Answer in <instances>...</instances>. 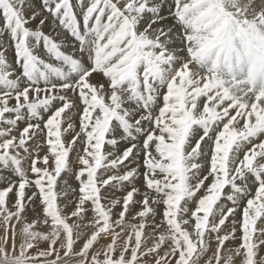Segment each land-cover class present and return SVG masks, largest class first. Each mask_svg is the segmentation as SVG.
<instances>
[{
    "label": "snow or ice",
    "instance_id": "6c2138e0",
    "mask_svg": "<svg viewBox=\"0 0 264 264\" xmlns=\"http://www.w3.org/2000/svg\"><path fill=\"white\" fill-rule=\"evenodd\" d=\"M0 264H264V0H0Z\"/></svg>",
    "mask_w": 264,
    "mask_h": 264
}]
</instances>
